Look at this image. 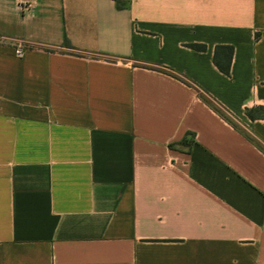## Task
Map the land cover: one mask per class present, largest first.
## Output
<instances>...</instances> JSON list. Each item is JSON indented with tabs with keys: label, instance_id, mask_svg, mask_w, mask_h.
Returning <instances> with one entry per match:
<instances>
[{
	"label": "crops",
	"instance_id": "obj_1",
	"mask_svg": "<svg viewBox=\"0 0 264 264\" xmlns=\"http://www.w3.org/2000/svg\"><path fill=\"white\" fill-rule=\"evenodd\" d=\"M0 36V264H264V0H0Z\"/></svg>",
	"mask_w": 264,
	"mask_h": 264
},
{
	"label": "trees",
	"instance_id": "obj_2",
	"mask_svg": "<svg viewBox=\"0 0 264 264\" xmlns=\"http://www.w3.org/2000/svg\"><path fill=\"white\" fill-rule=\"evenodd\" d=\"M195 50L204 51L206 45L202 43H192L190 44ZM234 47L232 45H217L214 49L213 61L214 64L225 74H230V66L232 62ZM214 109L221 113L218 108L214 106ZM222 114V113H221ZM246 115L250 119H260L264 118V105H257L251 108H246Z\"/></svg>",
	"mask_w": 264,
	"mask_h": 264
},
{
	"label": "built area",
	"instance_id": "obj_3",
	"mask_svg": "<svg viewBox=\"0 0 264 264\" xmlns=\"http://www.w3.org/2000/svg\"><path fill=\"white\" fill-rule=\"evenodd\" d=\"M29 6H30V3L29 2H23L22 3V8L23 9H27V8H29ZM2 37L0 36V39H1ZM15 54L17 55V56H22V55H24V53H25V48H24V46L22 45V44H19L18 46H16L15 47Z\"/></svg>",
	"mask_w": 264,
	"mask_h": 264
}]
</instances>
